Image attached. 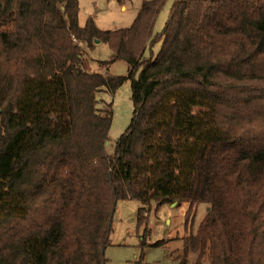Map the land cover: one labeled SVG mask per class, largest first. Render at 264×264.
<instances>
[{
	"label": "trees",
	"instance_id": "16d2710c",
	"mask_svg": "<svg viewBox=\"0 0 264 264\" xmlns=\"http://www.w3.org/2000/svg\"><path fill=\"white\" fill-rule=\"evenodd\" d=\"M167 1L101 30L80 0H0V264H108L125 200L146 234L152 204L209 207L179 264H264V0H173L155 35ZM96 40L127 76L89 71ZM126 80L134 112L108 154L98 94Z\"/></svg>",
	"mask_w": 264,
	"mask_h": 264
},
{
	"label": "rangeland",
	"instance_id": "374dc122",
	"mask_svg": "<svg viewBox=\"0 0 264 264\" xmlns=\"http://www.w3.org/2000/svg\"><path fill=\"white\" fill-rule=\"evenodd\" d=\"M145 0H133L122 10L115 0H80V25L84 26L89 18H94L101 30H117L130 27L136 19ZM173 0H168L154 28V34H160L166 25ZM161 49L158 43L153 52L156 55ZM148 50L146 57H150ZM112 51L104 43L97 44L89 51L86 48L84 55L89 71L105 73L112 76H127L128 64L117 61L107 66L100 62L110 61ZM106 104L111 105L112 127L107 144L108 154H113L118 139L129 128L134 104L132 100V86L126 80L115 93L103 91L98 94ZM142 207L138 201L125 200L117 204L113 220L112 245L106 250L108 264H179V258L184 254V238L197 231L205 218L209 207L206 204L198 205L190 211L189 204H152L146 210L148 233L146 226L139 227L138 215ZM196 257L188 258L189 264L195 263Z\"/></svg>",
	"mask_w": 264,
	"mask_h": 264
},
{
	"label": "crops",
	"instance_id": "0c3cea01",
	"mask_svg": "<svg viewBox=\"0 0 264 264\" xmlns=\"http://www.w3.org/2000/svg\"><path fill=\"white\" fill-rule=\"evenodd\" d=\"M126 9V6H122V10ZM97 44L95 43V48H96ZM101 63V62H100ZM100 72H105V69L103 67H100Z\"/></svg>",
	"mask_w": 264,
	"mask_h": 264
},
{
	"label": "water",
	"instance_id": "95a60500",
	"mask_svg": "<svg viewBox=\"0 0 264 264\" xmlns=\"http://www.w3.org/2000/svg\"><path fill=\"white\" fill-rule=\"evenodd\" d=\"M95 43H96V44H99V43H100V41H99V40H96V41H95Z\"/></svg>",
	"mask_w": 264,
	"mask_h": 264
}]
</instances>
